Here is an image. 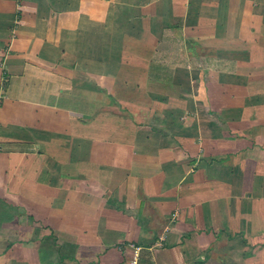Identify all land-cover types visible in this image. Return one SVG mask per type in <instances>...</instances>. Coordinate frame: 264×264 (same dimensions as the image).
<instances>
[{
  "label": "crops",
  "instance_id": "obj_1",
  "mask_svg": "<svg viewBox=\"0 0 264 264\" xmlns=\"http://www.w3.org/2000/svg\"><path fill=\"white\" fill-rule=\"evenodd\" d=\"M0 264H264V0H0Z\"/></svg>",
  "mask_w": 264,
  "mask_h": 264
},
{
  "label": "rangeland",
  "instance_id": "obj_2",
  "mask_svg": "<svg viewBox=\"0 0 264 264\" xmlns=\"http://www.w3.org/2000/svg\"><path fill=\"white\" fill-rule=\"evenodd\" d=\"M171 43V42H170ZM177 45V44H176ZM172 50V48L171 49H169V51H171ZM170 54L172 55V53L170 52ZM174 56V55H173ZM173 56H170L169 57V59H173L174 57ZM132 246V245H131ZM134 247V246H133Z\"/></svg>",
  "mask_w": 264,
  "mask_h": 264
},
{
  "label": "built area",
  "instance_id": "obj_3",
  "mask_svg": "<svg viewBox=\"0 0 264 264\" xmlns=\"http://www.w3.org/2000/svg\"><path fill=\"white\" fill-rule=\"evenodd\" d=\"M136 249H140V247L138 246V247H136Z\"/></svg>",
  "mask_w": 264,
  "mask_h": 264
}]
</instances>
